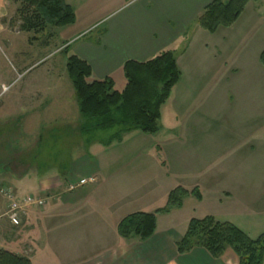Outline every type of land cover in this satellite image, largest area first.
Listing matches in <instances>:
<instances>
[{"label": "crops", "instance_id": "0c3cea01", "mask_svg": "<svg viewBox=\"0 0 264 264\" xmlns=\"http://www.w3.org/2000/svg\"><path fill=\"white\" fill-rule=\"evenodd\" d=\"M64 1L74 12V24L35 32L21 29L19 4L0 0V187L47 198L42 208H29L21 214L18 248L9 249L0 241V250L25 257L31 264L39 252L46 251L52 257L49 264H238L230 249L214 259L201 248L180 255L176 245L194 219L190 216L199 210L203 213L195 218L210 216L230 223L252 240L264 233V165L251 162L250 156L255 155L252 146L240 162L223 166L216 157L215 162L201 165L195 151L193 156L186 153L183 140L197 130L198 135L208 138L211 150L216 144L212 133H201L202 127L191 124L195 110L201 107L196 97L209 85L213 98L209 111L202 106L203 114L195 122L222 120L217 116L215 92L222 89L223 98L232 102V92L243 88V84L233 83L232 76L247 61L240 45L246 42L247 31L239 27L244 19L257 18L255 12L260 8L252 5L263 10L264 0L247 3L235 25L219 28L214 34L200 29L196 20L216 0ZM44 32L47 38L40 41ZM237 41H241L239 45ZM164 51L174 54L181 77L161 109V126L159 123L155 135L162 134L157 140L132 132L119 142L98 145L99 153L115 152L113 164L102 165L80 150L71 158L65 176L55 174L54 168L42 175L36 173L33 162L42 134L59 123L76 124L79 120L76 102L68 109L67 102L58 100L63 89L55 64H49L52 57L57 53L77 57L90 67L91 80L109 78L115 87L116 78L122 79L117 88L120 92L126 84L122 72L125 63L146 62ZM125 141L130 150L119 148ZM233 144L232 149H236ZM125 150L138 152L134 162L142 161L124 176L119 171L128 169L121 162L129 154ZM152 163L160 164L164 174L163 184L155 188L149 181ZM141 169L147 180L138 183L135 176ZM178 187L198 189L201 199L189 196L180 209L157 215L155 233L145 242L119 237L117 225L124 217L154 213ZM185 206L189 211L183 218L180 213ZM4 213L0 197V236L6 232L1 223ZM58 243L64 253L57 252Z\"/></svg>", "mask_w": 264, "mask_h": 264}, {"label": "trees", "instance_id": "16d2710c", "mask_svg": "<svg viewBox=\"0 0 264 264\" xmlns=\"http://www.w3.org/2000/svg\"><path fill=\"white\" fill-rule=\"evenodd\" d=\"M19 4L17 15L22 21L21 29L43 32L46 27L61 29L75 22L72 8L64 0H12ZM258 0H216L197 18L203 31L214 34L219 28L231 27L243 13L247 3ZM264 68V51L259 56ZM68 79L74 91L79 113L81 135L96 131L116 129L110 142H119L123 135L140 132L155 135L159 132L161 109L170 97L181 75L175 56L164 51L146 62H127L122 67L125 87L118 92L109 78L91 80V69L75 56H69L65 65ZM189 196L201 199L198 189L187 191L173 189L165 206L154 213H134L124 217L117 225L120 238H136L145 242L156 229V216L167 214L182 207ZM180 255L194 248L206 250L214 259H219L225 249H230L238 258V264L264 263V233L256 239L248 238L230 223H220L207 216L191 219L182 240L176 245ZM0 264H31L29 259L0 250Z\"/></svg>", "mask_w": 264, "mask_h": 264}, {"label": "rangeland", "instance_id": "374dc122", "mask_svg": "<svg viewBox=\"0 0 264 264\" xmlns=\"http://www.w3.org/2000/svg\"><path fill=\"white\" fill-rule=\"evenodd\" d=\"M145 1L146 0H143L142 2ZM222 1L226 2L228 0ZM257 7L260 8L258 12H255L257 18L251 19L249 20V22L248 20L244 19L241 23L242 25H240L239 27V30L244 32L247 31L245 38H243L244 40H246V42L241 39V36L239 39L244 42L242 43L241 41H237V45H239V43L241 42L240 45L244 46L245 52L243 51L242 58H246L247 61L245 67L240 66L238 73L232 76L234 80L233 83L235 85L243 84V88L232 92L234 96L232 102L230 101V99L223 98L224 91L222 89H218V91L215 92L217 94V99L219 102V110H217V116L222 117V120L218 119L216 123L210 121L195 122V119L200 114H203L201 110L202 106L203 108L208 107L209 111L210 102L211 99H213L210 98L211 92L209 85L206 87V89L199 91V95H197L196 97L200 101H198V104L201 107L199 108L200 110H195L192 116L191 124L197 127H202L200 130L201 133H212V138L217 139L216 144L212 146V150L210 149V142L206 140L208 138L202 137V135H198L197 130L192 132V135L188 138V140H183V142L185 143L183 147L186 149V153H188L189 155L192 154L191 156H193V152L195 151L198 155L194 156L200 157L197 162H199L201 165H204L205 163L215 162L216 157L219 163H222L223 166L230 163L240 162L243 159L245 160V155H243V153L246 150H249L251 146L253 147V149H255V155L250 156L251 162H256L264 165V161L262 160V157L264 156V105L262 104L264 101V68L259 62V53L261 51H264V9L262 10L261 6L259 5H252V8ZM51 30H54V28H51ZM41 35L40 41H44L45 38H47V33L44 32ZM67 57L64 55V53H57V55L52 57V59L49 61V64H55L58 82L61 86V89H63V92L61 93L62 97H60V99L58 98V100L67 102L68 105H66L65 103L64 105H66V107L69 109L71 108L70 106L73 105L76 101L74 99L73 88L71 86L70 80L68 79L65 69ZM236 59L237 57L234 58V60ZM121 80L122 79L117 80V78L115 80L114 89L116 91L117 88L120 89L119 85L121 83ZM212 94H214V92H212ZM71 96L73 97V103L71 102ZM225 105H227V108L225 107ZM164 115H166L165 111ZM196 121H198V119H196ZM78 127L79 120L76 124L73 122L68 125L59 123L51 131L44 132L42 134L40 146H38L36 149L35 159L33 162L34 167L36 168V173L42 175L48 168H54L55 174H57L58 176H65L71 158L75 157L74 153L76 151L79 152L80 150L85 152V154L89 157H94L97 162L99 161V163L102 165L112 163L111 160L115 155V152L113 150L108 149L109 151H105V153H99V150L97 149L99 148L98 145H107L110 142V137L115 133L116 129L106 131L100 130L91 134L81 135ZM75 128H78V133ZM160 134L155 136L143 135L149 140H157V136H159ZM206 137L211 136L206 135ZM233 141V145L236 149H232ZM128 144L129 143H126L125 141L119 148L123 147L122 149H128ZM129 150L125 151L129 153ZM136 153L139 154L138 152H130L127 157H125V155L123 156V158H126V161H121L122 165L126 166L125 168L128 169L119 171L122 173V175H130L137 165L141 166L140 164L142 160L134 162L137 157ZM141 155H145L146 157H148L149 153L141 152ZM159 159H161L160 156ZM151 166L152 167H150V169L148 170L152 175V177L149 178V181H151L153 188H155L163 184L164 174L161 171L162 169L159 168L160 164L156 165L155 163H152ZM143 171L144 173L147 172L145 170ZM138 174L139 176H135V179L138 183L147 180V178L144 177L142 169L138 171ZM171 185L172 183H170V186ZM139 187L142 186L140 185ZM158 195L161 196L160 193ZM186 206L184 207V209L186 208ZM184 209L181 211L182 213H180L183 218L186 217L189 211L188 209ZM202 213L201 210H199L196 215H202ZM196 215L190 217H194V219H197L195 218L197 217ZM1 223L4 225V229L6 232L5 234L0 236V241L7 248L16 250L18 248V243H16V240L18 238V234H20V232H18L20 230V226H12L5 217H3ZM55 246L58 253L60 251L64 253V250H62L63 248L59 246V243L58 245L55 244ZM82 254L84 253L82 252ZM51 258L52 257L50 252H39L34 260V264H49ZM58 258H61V256ZM80 258H83V256H81Z\"/></svg>", "mask_w": 264, "mask_h": 264}, {"label": "built area", "instance_id": "2783aa9c", "mask_svg": "<svg viewBox=\"0 0 264 264\" xmlns=\"http://www.w3.org/2000/svg\"><path fill=\"white\" fill-rule=\"evenodd\" d=\"M69 190H74V188L70 187ZM0 197L4 201V217L14 227L20 225V216L24 211L29 208H42L47 200L46 196L40 194L21 195L5 188H0Z\"/></svg>", "mask_w": 264, "mask_h": 264}]
</instances>
